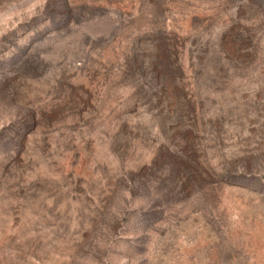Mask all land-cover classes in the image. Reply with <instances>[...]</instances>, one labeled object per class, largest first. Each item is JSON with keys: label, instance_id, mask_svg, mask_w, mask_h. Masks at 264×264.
I'll list each match as a JSON object with an SVG mask.
<instances>
[{"label": "rangeland", "instance_id": "1", "mask_svg": "<svg viewBox=\"0 0 264 264\" xmlns=\"http://www.w3.org/2000/svg\"><path fill=\"white\" fill-rule=\"evenodd\" d=\"M0 264H264V0H0Z\"/></svg>", "mask_w": 264, "mask_h": 264}]
</instances>
